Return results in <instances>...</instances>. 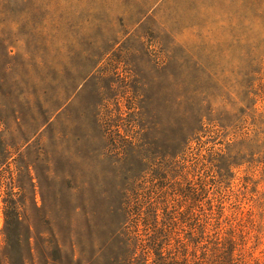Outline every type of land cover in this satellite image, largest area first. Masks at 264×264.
<instances>
[{"label": "rangeland", "instance_id": "1", "mask_svg": "<svg viewBox=\"0 0 264 264\" xmlns=\"http://www.w3.org/2000/svg\"><path fill=\"white\" fill-rule=\"evenodd\" d=\"M159 238L264 264V0H0V264Z\"/></svg>", "mask_w": 264, "mask_h": 264}, {"label": "trees", "instance_id": "2", "mask_svg": "<svg viewBox=\"0 0 264 264\" xmlns=\"http://www.w3.org/2000/svg\"><path fill=\"white\" fill-rule=\"evenodd\" d=\"M228 239L225 238L223 240L217 241L212 249V256L208 259L211 264H226L227 256H226V250L225 248L231 244V240L227 241ZM137 246H141L142 249L145 248L147 250H144L143 258L140 256H136V252L132 256V260H130L129 264H190L188 258L186 257L185 253H182L180 248L177 247L176 253L174 250L170 251L168 254H165L163 251L164 244L163 241H155L152 245V248H150L147 244H145L142 240V242L138 243ZM154 249V250H153ZM174 251L173 254H171ZM154 257L152 256L153 254ZM183 254L182 257L180 254ZM181 257V258H180ZM151 260V261H150ZM191 264H201L200 260H195L194 263Z\"/></svg>", "mask_w": 264, "mask_h": 264}]
</instances>
